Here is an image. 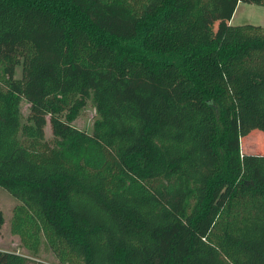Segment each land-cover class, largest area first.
<instances>
[{
  "label": "trees",
  "instance_id": "obj_1",
  "mask_svg": "<svg viewBox=\"0 0 264 264\" xmlns=\"http://www.w3.org/2000/svg\"><path fill=\"white\" fill-rule=\"evenodd\" d=\"M239 3L264 7L0 0V187L25 248L59 264H264V155L241 146L264 133V27L231 25ZM89 104L86 132L72 123Z\"/></svg>",
  "mask_w": 264,
  "mask_h": 264
},
{
  "label": "rangeland",
  "instance_id": "obj_2",
  "mask_svg": "<svg viewBox=\"0 0 264 264\" xmlns=\"http://www.w3.org/2000/svg\"><path fill=\"white\" fill-rule=\"evenodd\" d=\"M237 16L233 19V26H241L246 24L263 25L264 27V7L252 4L242 3L237 8ZM16 77H22V66H19L16 71ZM30 104L23 103V111L25 115L29 113ZM68 111L62 114L65 118ZM96 120L95 109L91 104L87 105L78 118L73 121L72 125L78 129L86 132H91L94 122ZM46 138L49 141L54 140L50 118L48 117V124L45 129ZM242 152L245 155H264V133L256 131L251 135L245 137L242 142ZM20 206V202L15 199L9 192L0 187V212L3 213L5 224L0 230V250L6 252H13L27 257L29 264H36L38 262L48 264H59V260L54 253L43 244L40 251L35 254L25 248L20 236L13 233L12 225L15 215V210Z\"/></svg>",
  "mask_w": 264,
  "mask_h": 264
},
{
  "label": "crops",
  "instance_id": "obj_3",
  "mask_svg": "<svg viewBox=\"0 0 264 264\" xmlns=\"http://www.w3.org/2000/svg\"><path fill=\"white\" fill-rule=\"evenodd\" d=\"M240 5H242V3H239V4H238V7H239ZM238 7H237V8H238ZM236 13H237V9H236V12H235V14H234V16H233V18H232V20H231V22H230L231 25H233V19H234V17L237 16ZM260 26H263V25H260Z\"/></svg>",
  "mask_w": 264,
  "mask_h": 264
}]
</instances>
